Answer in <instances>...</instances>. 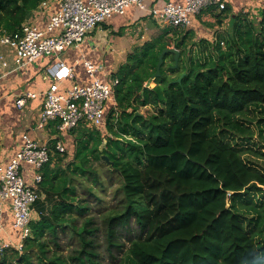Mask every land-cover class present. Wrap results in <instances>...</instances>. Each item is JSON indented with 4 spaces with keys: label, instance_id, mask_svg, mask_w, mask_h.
<instances>
[{
    "label": "trees",
    "instance_id": "obj_1",
    "mask_svg": "<svg viewBox=\"0 0 264 264\" xmlns=\"http://www.w3.org/2000/svg\"><path fill=\"white\" fill-rule=\"evenodd\" d=\"M44 1L0 0V37L19 32ZM259 15L258 24L250 13L233 18L226 47L172 27L137 48L116 75L105 125L73 129V154L57 150L61 139L48 145L32 235L23 252L0 253V264H102L87 238L97 231L89 229L91 218L77 232L75 255L49 257L47 242L52 235L59 246L73 215L89 210L76 178L106 193L94 162H104L118 182L117 205L103 208L107 250L123 255L112 264H264V116L251 118L264 114V9ZM171 42L178 66L166 54L161 76L148 85ZM142 107L153 112L146 116ZM133 226L138 235L127 248L120 237Z\"/></svg>",
    "mask_w": 264,
    "mask_h": 264
},
{
    "label": "built area",
    "instance_id": "obj_2",
    "mask_svg": "<svg viewBox=\"0 0 264 264\" xmlns=\"http://www.w3.org/2000/svg\"><path fill=\"white\" fill-rule=\"evenodd\" d=\"M230 0H183V3L168 2L163 7L148 6L147 0H60L59 11L50 18L45 29L26 23L13 35L0 37V45L9 48V54H0V81L18 73L28 65L46 58H56L46 69L54 83L45 92L43 110L38 119V128L45 129L50 123L60 121L59 129L69 132L81 124L100 129L105 125L106 106L114 99L119 79L107 84L99 77V67L85 61L92 82L87 86L73 85L62 88L66 79H74V70L61 58L69 48L77 49L88 34L114 15H124L137 6L162 24L186 29L192 24V16L216 9L223 12ZM46 5V3H44ZM222 44H224L222 42ZM79 63V61H77ZM37 97L35 92H26L17 99V106L24 108L29 100ZM57 150L66 152L62 142ZM50 148L29 133L23 134V145L7 164H0V253L24 250L25 241L32 235L33 205L40 192L28 184L21 171L23 163L35 171L50 161ZM42 181L40 174L34 175V183ZM8 207L14 217V228L19 231L18 242H13L4 224V211Z\"/></svg>",
    "mask_w": 264,
    "mask_h": 264
},
{
    "label": "crops",
    "instance_id": "obj_3",
    "mask_svg": "<svg viewBox=\"0 0 264 264\" xmlns=\"http://www.w3.org/2000/svg\"><path fill=\"white\" fill-rule=\"evenodd\" d=\"M168 2L183 3V0H147L148 6L151 7H163ZM263 7L264 0H230L227 13L219 12L214 8L192 16L189 30L194 34L196 42L200 39L213 41L217 38L214 37L215 30L208 27L210 23L218 22L223 26H232L233 18L235 19L237 15L250 13L253 19L255 17L252 13L258 15ZM59 9L60 0H45L35 12L29 15L27 23L45 29L50 18ZM216 27L221 29L218 25ZM170 28L175 30L172 26L160 23L137 6L131 7L124 15L112 16L88 34L79 48H69L62 54L61 58L66 65L74 70V79H66L62 88L72 87L75 84L87 86L92 82L84 65L85 61H90L99 67L98 77L103 82L111 84L117 78L120 68L126 64L128 57L137 48H141L154 38L171 30ZM170 48H175L174 44ZM9 53L8 47L0 45V54ZM55 60L56 58L44 57L0 81V164L7 165L16 156L23 145L25 133L48 145L55 139H61L62 143L63 139L74 141L71 131H61L59 126H56V122L50 123L45 129L38 128V119L45 100L44 94L54 83L53 78L46 73V67ZM26 92H35L37 97L29 100L24 108H19L17 99ZM114 101V99L109 100L107 104H112ZM63 144L65 146V143ZM21 171L28 184L35 189L40 188L42 181L35 184L34 175L42 176V170L35 171L30 165L23 163ZM3 217L9 237L14 240L13 242H18L19 231L13 226L14 217L8 207L5 208Z\"/></svg>",
    "mask_w": 264,
    "mask_h": 264
},
{
    "label": "rangeland",
    "instance_id": "obj_4",
    "mask_svg": "<svg viewBox=\"0 0 264 264\" xmlns=\"http://www.w3.org/2000/svg\"><path fill=\"white\" fill-rule=\"evenodd\" d=\"M264 9V7H263ZM252 15L256 18L254 19L255 22L258 24L260 22V15L258 16L257 13H252ZM213 25V26H210ZM218 25L221 29H218L216 27ZM208 27L211 29L213 28L215 30L214 37L219 38V40H222L224 44L223 47H226V39L228 38V35H230L233 32L232 26H223L220 25L218 22L216 24L210 23ZM223 27V28H222ZM216 28V29H215ZM226 28V29H225ZM174 43L171 42V46ZM155 84L152 82L151 86H154ZM140 112L146 116L150 115L153 112V109L151 107L144 108L142 107L140 109ZM257 116V117H255ZM264 114L257 113L255 115H252V119L254 118H261L263 117ZM81 126V125H79ZM70 138V137H69ZM65 147H66V152L68 154H73L75 150L74 146V141L72 140H66L65 142ZM66 165V162L64 166ZM94 168H96L100 172L101 176V182L102 184H105L106 193H102L100 189L102 188L101 186H96L94 181H87L85 179H80L76 178V181L74 182L77 190H78V195H79V202L81 201H87L88 202V207L89 210L86 212L85 215L80 216V215H73V225L70 224V228L67 230L60 231L59 236H58V243L59 246H56L52 241L54 238L52 235L47 236V242L49 243L48 245V250H49V257L50 256H57L59 255L60 257H66L69 258L72 255H75V253L81 248V238L78 237L77 232L82 229L84 226L85 222L88 219H93L94 224L89 228L90 230H97L95 234L91 236H87V238H91L94 242V245L97 247L98 253L102 256V264H112L113 262L116 261L117 258L122 257V253H120L119 250L114 249L112 253H110L108 249V244H107V230L104 225V212L103 208L106 206L114 207L117 205L118 201L115 198V192L116 189L118 188V182L116 179L113 181L110 180V178L107 176V170L108 167L104 162H94L93 163ZM94 193L99 194L102 193L101 195H97L98 197L95 198L92 194H90V191H93ZM96 189V190H95ZM99 198L102 201H99ZM38 209L35 208L33 210V218L38 217ZM103 212V213H102ZM138 235V232L136 231L135 227L133 226L128 232L124 233L122 237H120V242L121 244H126L127 248L130 245L129 240L133 237H136ZM88 238V239H89ZM23 252V251H22ZM69 261V259H67ZM35 264H38L35 262ZM69 264H73L71 261H69Z\"/></svg>",
    "mask_w": 264,
    "mask_h": 264
},
{
    "label": "water",
    "instance_id": "obj_5",
    "mask_svg": "<svg viewBox=\"0 0 264 264\" xmlns=\"http://www.w3.org/2000/svg\"><path fill=\"white\" fill-rule=\"evenodd\" d=\"M20 5L22 6L23 3L20 2ZM168 53H173L175 55V67L178 66L179 64V59H180V51L175 49V48H167L165 50H163V52L161 53L160 57H159V62H158V65H157V72L155 74V76L152 78V80L148 83V85H150L152 83L153 80H155L156 78L160 77L161 76V68H162V65L164 63V57L166 54ZM185 76V74H183L178 80L177 82L178 83H181L183 77ZM103 159L106 161V162H110L109 158L107 156H103Z\"/></svg>",
    "mask_w": 264,
    "mask_h": 264
}]
</instances>
